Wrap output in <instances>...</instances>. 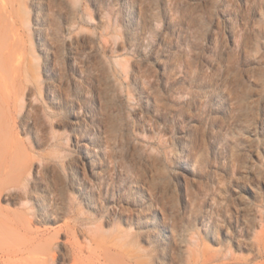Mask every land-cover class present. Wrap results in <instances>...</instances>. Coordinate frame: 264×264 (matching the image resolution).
<instances>
[{
  "label": "rangeland",
  "instance_id": "1",
  "mask_svg": "<svg viewBox=\"0 0 264 264\" xmlns=\"http://www.w3.org/2000/svg\"><path fill=\"white\" fill-rule=\"evenodd\" d=\"M0 264H264V0H0Z\"/></svg>",
  "mask_w": 264,
  "mask_h": 264
}]
</instances>
